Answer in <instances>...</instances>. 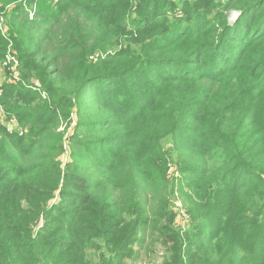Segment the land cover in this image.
Segmentation results:
<instances>
[{"label":"trees","instance_id":"trees-1","mask_svg":"<svg viewBox=\"0 0 264 264\" xmlns=\"http://www.w3.org/2000/svg\"><path fill=\"white\" fill-rule=\"evenodd\" d=\"M0 2V264H264V0Z\"/></svg>","mask_w":264,"mask_h":264},{"label":"rangeland","instance_id":"rangeland-1","mask_svg":"<svg viewBox=\"0 0 264 264\" xmlns=\"http://www.w3.org/2000/svg\"><path fill=\"white\" fill-rule=\"evenodd\" d=\"M0 4L2 5L1 2H0ZM12 7H13V5H10V4L9 5H4V8L2 9V11H0V13H4L6 15V18H7V14L10 13V11L12 10ZM27 13H28V16L30 18V13H29L28 10H27ZM239 17H240V13L239 12L230 11L229 12V17H228L229 24L230 25L236 24ZM35 18H36V15H35ZM6 20H7V26H8V19H6ZM34 32L36 33V35H39V33H40V31L38 29H34ZM3 36L5 38L9 36V26H8L7 35H3ZM9 41L12 44L11 49H13V42L10 40V38H9ZM10 43H9V45H10ZM8 49H9V46H8ZM8 49H7V51H8ZM7 51H6V53H7ZM13 51H15L16 54H17L16 50L13 49ZM16 67H17V69H16ZM19 67H20V61L16 62V64L13 67L14 74H16L19 77H22V73L19 70ZM12 75H13V73L11 71L7 72V70L6 71L2 70V76L0 78V87H3L6 82H9ZM35 82L40 83L39 81L33 79L31 84H35ZM18 125H19V122H18ZM19 127L21 128L20 125H19ZM59 130L62 131V133L64 135V138L66 139V138H68L69 135H72L74 133V131H76L75 122H72V125L71 124L69 125L68 122H63L62 121L61 124H60V129ZM164 144H165L166 148H169V149L171 148L172 143H171V141L169 139H166L164 141ZM79 147L80 146H78L75 142H71V140L66 139V141H65V152H64V156H63V162L66 163V162L71 161L74 158L73 157V152L74 151H72V149L79 148ZM79 150H81V148H79ZM173 151H174V149H173ZM81 153H86V152L84 150H82ZM86 154H88V153H86ZM174 156L177 159V155H176L175 152H174ZM76 159H77V161L79 163H81L82 165H85L84 168H88V173L89 174H91L93 177H96V175H97L96 173H98V171H100V169L95 167V166H93V164H91L90 161H88V158L81 157L80 159H78V158H76ZM175 168H176V166L174 164L171 165L169 173H174L175 172V176L178 177L180 172L179 171H177V172L174 171ZM99 177H101V176H99ZM177 200H178L177 201L178 205L182 206L183 202L181 201V199H177ZM185 220L183 219V213H181V214L179 213V221L184 222L183 225H185V227L187 228V226H189V225L186 224ZM141 235L142 236L144 235V241L141 244H137V246L135 248L136 250H134L135 254H136L135 255V259H134V261L128 260L129 264H161L162 261H163V257H164L163 254L165 252H164V249L162 248V245L160 244V242H155L154 245L152 244L153 236L151 235V229H146V231L143 232ZM138 250H139V253L137 252Z\"/></svg>","mask_w":264,"mask_h":264},{"label":"built area","instance_id":"built-area-1","mask_svg":"<svg viewBox=\"0 0 264 264\" xmlns=\"http://www.w3.org/2000/svg\"><path fill=\"white\" fill-rule=\"evenodd\" d=\"M24 1V6L27 8V10L30 13V19H34L35 15H36V5H32L30 7L27 6V0H22ZM57 1V0H55ZM6 15L4 13H0V31L3 35H7L8 33V26H7V20H6ZM12 44L10 43L9 45V49L7 51V53L4 56V59H2V61L0 62V78L2 76V70L9 72L11 71L13 73V75L10 78L11 83H17L20 81L21 77L17 76L16 74H14V65L16 64V62L19 61V59L17 58V54L15 51H13V49H11ZM17 69V67H16ZM30 87H32L35 90H40L41 89V84L38 82H35V84L29 85ZM3 87H0V99L3 96ZM43 97L46 98V93L45 91L40 90ZM0 118L3 124H5V126L7 127V130L9 133H17L20 135H23V133L25 132V130L23 128H20L18 125V121L14 118H8L4 112L3 109V105L1 103L0 100Z\"/></svg>","mask_w":264,"mask_h":264}]
</instances>
